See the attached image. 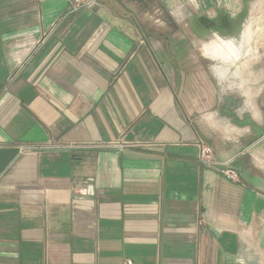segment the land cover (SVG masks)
Returning <instances> with one entry per match:
<instances>
[{
	"label": "crops",
	"instance_id": "crops-1",
	"mask_svg": "<svg viewBox=\"0 0 264 264\" xmlns=\"http://www.w3.org/2000/svg\"><path fill=\"white\" fill-rule=\"evenodd\" d=\"M249 2L0 0V147H20L0 173V264H264L253 94V125L205 107L139 17L166 34L186 5L221 25Z\"/></svg>",
	"mask_w": 264,
	"mask_h": 264
},
{
	"label": "rangeland",
	"instance_id": "rangeland-1",
	"mask_svg": "<svg viewBox=\"0 0 264 264\" xmlns=\"http://www.w3.org/2000/svg\"><path fill=\"white\" fill-rule=\"evenodd\" d=\"M247 5L243 17H227L220 20L221 25L213 24L211 9L203 8L195 15L197 10L186 5L193 15L184 22L172 21L166 34L160 32L164 26H154L148 15H139L142 29L157 34L164 61L176 69V78L191 82L187 87L195 91L200 83L211 99L205 107H218L232 122L235 115H242L243 119L236 120L240 127L247 122L253 125L251 114L258 118L259 113L264 120V0H251ZM249 91L258 113L247 102ZM244 132L249 131L245 128ZM259 136L264 140L263 133Z\"/></svg>",
	"mask_w": 264,
	"mask_h": 264
},
{
	"label": "built area",
	"instance_id": "built-area-1",
	"mask_svg": "<svg viewBox=\"0 0 264 264\" xmlns=\"http://www.w3.org/2000/svg\"><path fill=\"white\" fill-rule=\"evenodd\" d=\"M97 1L98 0H66L70 10L72 11H76L80 8L93 9L95 5L97 4ZM198 155L203 163L210 164V165L215 164V162L212 160L213 159L212 151L208 146L201 145L199 148ZM223 165L226 168V169H223L226 175L229 178L234 179V177H236L235 171L232 170L231 168H228L227 163H224ZM126 264H132L131 260H127Z\"/></svg>",
	"mask_w": 264,
	"mask_h": 264
},
{
	"label": "water",
	"instance_id": "water-1",
	"mask_svg": "<svg viewBox=\"0 0 264 264\" xmlns=\"http://www.w3.org/2000/svg\"><path fill=\"white\" fill-rule=\"evenodd\" d=\"M19 151V146L11 145L10 147H0V173L10 165L11 161H13ZM219 168L226 169L223 166H218V169Z\"/></svg>",
	"mask_w": 264,
	"mask_h": 264
},
{
	"label": "trees",
	"instance_id": "trees-1",
	"mask_svg": "<svg viewBox=\"0 0 264 264\" xmlns=\"http://www.w3.org/2000/svg\"><path fill=\"white\" fill-rule=\"evenodd\" d=\"M244 15V14H243ZM243 17V16H242ZM241 18V17H239ZM222 21V20H221ZM234 21V20H233ZM236 21V20H235ZM235 23V22H234ZM214 24H217L216 22ZM222 27H224V23L222 24ZM227 27V26H226ZM225 28V27H224Z\"/></svg>",
	"mask_w": 264,
	"mask_h": 264
},
{
	"label": "bare ground",
	"instance_id": "bare-ground-1",
	"mask_svg": "<svg viewBox=\"0 0 264 264\" xmlns=\"http://www.w3.org/2000/svg\"><path fill=\"white\" fill-rule=\"evenodd\" d=\"M246 37V36H245ZM245 41V40H244ZM245 44V43H244ZM214 45V44H213Z\"/></svg>",
	"mask_w": 264,
	"mask_h": 264
}]
</instances>
